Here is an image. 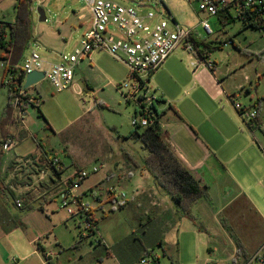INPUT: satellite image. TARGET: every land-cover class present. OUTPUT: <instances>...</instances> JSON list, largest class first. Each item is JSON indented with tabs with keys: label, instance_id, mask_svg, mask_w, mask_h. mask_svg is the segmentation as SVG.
I'll return each mask as SVG.
<instances>
[{
	"label": "rangeland",
	"instance_id": "rangeland-1",
	"mask_svg": "<svg viewBox=\"0 0 264 264\" xmlns=\"http://www.w3.org/2000/svg\"><path fill=\"white\" fill-rule=\"evenodd\" d=\"M110 1L124 6H134L131 3L136 2ZM11 3L9 0L1 5L0 17L6 21L15 17ZM37 7L43 8L45 22H39ZM167 8L176 22L193 29L195 39L199 40L196 50L205 54V62L210 63L208 67L198 60L199 70L204 67L216 76L214 81L225 92L221 94L211 87L201 74L194 77L195 68L190 65L187 52L183 49L174 52L166 60L169 65L166 67L165 61L150 77L153 93L157 97L163 96L165 101L162 103L160 98L157 99L160 103L156 110L159 115L165 113L161 124L166 135L177 131L178 122L169 107L185 111L200 133L219 129L232 136L239 127L253 130L258 128L256 121L263 125L264 34L253 27H244L238 20L222 26L211 17L208 24L212 34L207 35L198 24L195 4L170 0ZM31 10L33 41H36L31 42L24 52L20 66L31 51L56 63L57 53L70 54L80 47L81 36L89 26L90 18L84 0H32ZM208 42L211 48L204 45ZM90 60L91 67L88 61H82L75 68L74 82L80 94L74 88L57 93L46 80L27 89L28 95L39 99V110L28 105L23 123L17 121V125L8 127L17 144L3 152L0 158V196L8 207L0 205V221L7 219V228L13 224L21 227L24 217L15 209L17 200L23 206L28 198L30 202L37 200L36 204L55 198L45 207V212L47 214L48 209L56 207L57 214L48 212V215L57 227L51 237L44 238L43 243L54 264H138L142 253L140 245L143 256L153 251L158 264H231L232 252L236 250L235 241L244 245L252 242L253 245L259 238L256 236L259 221L251 213L246 200L251 199L264 212V170L255 169L256 177L262 181V184H256L253 175L237 168L242 164L241 159H237L231 168L241 187L247 189L244 195L223 167L219 169L216 165V169H209L202 166L199 169L202 184L208 187L209 200L202 198L194 204L193 219L178 216L172 209L161 214L157 206L159 192L155 189L144 194L138 200L140 204L133 201L134 181L140 179L138 174L123 188L115 189L116 199L121 192L125 194L127 205L123 208H119L115 200L103 199L104 195L96 190L94 194L103 199L98 207L92 195L85 197L84 201L94 208L97 233L79 239L80 230L84 232L80 220L70 218L60 207L56 198L57 183H50V179L55 180L54 175L39 160V152L60 159L63 164L61 177L64 179L73 168H90L93 165L113 168L114 163L123 158L128 160L127 156L134 157L136 164L142 165V157L147 153L140 141L125 139L134 129L132 117L136 114L139 118L135 102L125 100L116 88L118 84L131 83L129 70L105 52L92 53ZM1 64L0 60V116L7 104V87L2 85L7 77H4ZM236 105L243 114L237 113ZM251 112L254 117L249 116ZM16 115L14 111L15 118ZM183 135L182 132H178L177 137L173 134L177 145L179 140H184ZM262 145L264 148V143ZM189 146L192 145L189 143ZM183 149L189 154L184 144ZM145 175L150 179V173ZM155 188L158 189L157 186ZM10 209L17 210V218L9 217ZM158 239H161V245H158ZM97 240L101 241L100 244ZM25 243L19 229L9 233L8 238H2L0 246L11 251V246L20 249ZM248 254L251 259V250ZM16 259L14 255L11 264H17Z\"/></svg>",
	"mask_w": 264,
	"mask_h": 264
},
{
	"label": "built area",
	"instance_id": "built-area-1",
	"mask_svg": "<svg viewBox=\"0 0 264 264\" xmlns=\"http://www.w3.org/2000/svg\"><path fill=\"white\" fill-rule=\"evenodd\" d=\"M9 0H0L1 5ZM11 8H14L17 0H11ZM90 18L89 26L81 36L80 47L70 54L60 53L58 61L52 63L42 58L36 51H31L21 65L23 77L21 86L26 74L36 71L44 75L55 92L60 93L69 88L76 89L81 93L79 87L74 83V72L76 66L82 61H89L94 51L105 52L115 61L123 64L130 72L131 83L118 84L117 90L125 100L134 101L138 108L132 117L131 125L134 127H146L153 123L156 118V105L160 102L150 87V77L160 69L165 61L177 50L183 49L190 56L192 67L199 66L204 57L197 52L194 44L195 33L191 28L180 25L171 16L167 8L170 0H136L131 5L124 6L110 0H84ZM189 4H195L194 12L198 17V24L207 35L212 34L208 24V18L214 17L219 20L221 17H232L239 21H246L255 26L258 31L264 34V0H185ZM143 9H147L142 12ZM82 18V17H80ZM0 18V22L4 21ZM1 28V23H0ZM5 35L0 34V37ZM210 67V63L203 62ZM2 68L4 61H2ZM7 80L4 86L12 83V74L6 73ZM24 90L21 89L13 100L16 117L22 124L27 106H39V99L28 95L27 99ZM32 106V107H33ZM235 108L239 111V106ZM243 114V112H242ZM250 117L255 114L251 112ZM16 139L7 138L1 144L3 152L11 150ZM49 164L62 170L60 159L56 156L49 158ZM100 167L93 165L90 168L75 169L71 176L65 179H56V198L59 199L60 207L66 211L70 218H79L84 232L80 230L79 239L94 236L97 233L96 221L93 209L84 198L88 193L81 190L83 183L90 177L100 172ZM112 192V191H110ZM115 190L112 192L115 195ZM114 200L119 208L127 205L125 194L120 193L119 199ZM15 206L21 207V202L16 201ZM80 227V225L78 226ZM100 240L97 243L100 244ZM264 264V243L252 255L247 264L252 262ZM51 262V254H46L45 264ZM138 264H158L157 256L151 251L148 256L139 259Z\"/></svg>",
	"mask_w": 264,
	"mask_h": 264
},
{
	"label": "crops",
	"instance_id": "crops-1",
	"mask_svg": "<svg viewBox=\"0 0 264 264\" xmlns=\"http://www.w3.org/2000/svg\"><path fill=\"white\" fill-rule=\"evenodd\" d=\"M13 20H10V22H13ZM95 52L97 51H94L93 53ZM58 54L60 53H57L56 56ZM203 57V60L205 61V59H207V56ZM188 58L191 61L190 56H188ZM167 62L168 61H166V67L169 65V63ZM88 63L91 67L92 60H89ZM200 67V63L199 66L194 67V77H197L201 74L203 76V79L207 80L210 83L211 87L217 89L219 92H221V94H223V92L225 91L221 90L220 87H218V82H215L216 76L214 77V75L208 72V70L204 67L199 70ZM197 70L199 71L197 72ZM75 84L77 85V83ZM157 98H160V102L165 103L163 96ZM169 109L173 110V114L178 121L176 123L177 131H174L173 134H175V137H177L178 132H182L184 134L183 141L185 142L179 140V143L177 145V143L173 140V134L167 136V133L163 131V126L161 124V118L165 116V113L163 112L162 115H159V122L164 133L165 140L172 151H174L177 157L185 164V166L191 171L194 177L201 184L203 183V181L199 177V169H201L202 166H208L209 169H216L215 167L217 165L219 169L220 167H223L226 170L231 180L233 182L235 181L238 184L239 188H237L239 192L243 193L244 195V192L247 191V189L243 186L241 187L240 182L238 181V179H236V175L231 168L233 166V163L237 159L242 160V164L237 165V168L245 170L253 175L256 178V184H262L261 179L256 177L255 169H257L258 171L264 170V148L262 145L264 143V131L262 128L264 127V124L253 130L248 127L247 130L239 127L238 132L233 133L232 136L227 135L219 129H215V132L212 130L208 133H200V131L195 127L194 123L190 121L185 111H179L177 109H173L172 107H169ZM237 113L241 115L239 111H237ZM256 132H259V136H257ZM219 140L221 141V143L219 142ZM189 143L192 146H189ZM183 144L189 154H186L185 151H183ZM253 157L255 158V160H252ZM74 170L75 169L73 168L72 173L74 172ZM72 173L69 176H71ZM145 173H147V171L144 169L143 165H137L135 163L134 157L133 161L123 158L122 161L114 163L113 168L105 166V168L103 167L102 169H100V172L97 175L90 177L83 183L81 190L88 193V196L92 195L94 197V200L98 202V207L100 203L103 202V199H106L108 201L114 200V195L112 194V192L118 187L123 188L126 185L127 181L132 180L133 177L138 174V178L140 179L134 181L136 189L132 194L133 201H137L138 204H140L138 200L142 199L144 194H150V191L155 189L154 191L157 190V192H159L157 198L159 202L157 206L160 208V213L162 214L163 211L171 209L174 211L172 201L167 196L162 194L159 188H155L152 176L150 175V181V179L146 178ZM96 190L104 195L103 199H101L100 196L94 194ZM53 200L42 202L40 204H36L37 200L31 201L27 206L21 209L15 206V209L21 211L19 215L24 217L22 219L24 223L23 225H21V227H18L17 224H13L12 227L7 228V219L0 221V241L2 240V238H8L9 233H11L12 231L14 232L21 229L27 243L21 245L20 249H18L17 246L16 248H13L11 246V251H6L2 246H0V264H11V259L14 255L17 256V264H43V261H45V256L47 254V249L43 244L44 238L46 237L48 239L49 237H51V235L53 234V230L57 227L55 222L52 221V218H50L48 215V212L57 214L56 207L48 209L47 214L45 212V207L51 204ZM246 201L250 207L251 213H253L256 221H259L260 224V227L257 229L256 234V236L259 237L258 241L256 243L254 242L253 245H251L252 242H250L249 244L245 242L244 245L247 249V254L248 251L251 250V255H253L264 243V212L255 203H253L251 199H247ZM156 202L157 201H155V203ZM0 205L8 209L6 200L2 196H0ZM28 207H30L31 209H28ZM16 211L17 210L10 209L9 213H11L12 216L10 214L9 217H16ZM64 224L66 225V222ZM31 228L33 230H30ZM53 238L56 239L55 236H53ZM158 241L161 242V239H158ZM139 249L142 250V253L139 255L142 257L144 253L142 245H140ZM234 254L235 251L232 252V256ZM50 264H54L53 259Z\"/></svg>",
	"mask_w": 264,
	"mask_h": 264
},
{
	"label": "trees",
	"instance_id": "trees-1",
	"mask_svg": "<svg viewBox=\"0 0 264 264\" xmlns=\"http://www.w3.org/2000/svg\"><path fill=\"white\" fill-rule=\"evenodd\" d=\"M31 3L32 0H17L14 5L15 17L13 22L8 20L0 22V34L5 35L4 37H0V60L4 61L3 73L4 77L6 73H11L13 78L12 83L7 87V104L0 116V158L3 155L1 144L7 138H16L14 134L9 132L8 127L14 124L17 125L18 119L14 117L15 109L13 100L22 89L21 80L23 77V70L19 64L24 52L34 39L32 34ZM234 20L236 19L225 16L224 18L221 17L218 22L222 26H225ZM240 22L244 27H253L257 29L246 21ZM198 41L199 40L194 39L196 47L199 44ZM204 45L211 48L209 42L204 43ZM200 55L206 57L203 53H200ZM2 85H4L3 81ZM24 93L25 96H23V98L27 99V89L24 90ZM31 106H33V104H31ZM35 108L39 110V107ZM240 114H242V112H240ZM255 124L257 127H260L261 123L256 121ZM125 139L141 142L143 148L147 151L146 155L142 157V165L153 177L154 185L160 188L163 193L169 197L173 203L175 213L178 216L193 219L192 207L194 204L202 198L209 200L207 193L208 187L201 184L194 177L191 171L169 147L159 122V114L156 113V118L151 125L146 127H134L133 131ZM39 154V160L44 162L54 175L55 180L50 179V183L53 185L56 184V179L60 177L63 170H57L56 167L50 165V157L46 153L40 151ZM127 159L133 161V158L130 156H127ZM59 163L63 166L61 161ZM29 202V198L26 199L23 202L24 205L19 209L27 206ZM28 209L31 208L28 207ZM158 245H161L160 241H158ZM235 249L231 264H247L250 258L244 244L240 241H235Z\"/></svg>",
	"mask_w": 264,
	"mask_h": 264
},
{
	"label": "water",
	"instance_id": "water-1",
	"mask_svg": "<svg viewBox=\"0 0 264 264\" xmlns=\"http://www.w3.org/2000/svg\"><path fill=\"white\" fill-rule=\"evenodd\" d=\"M35 11H36V14L38 15L39 22H45L46 17H45V13H44L43 8L37 7ZM42 80H44L43 73L32 71V72L26 74L24 82L22 84V89L26 90V89L38 84Z\"/></svg>",
	"mask_w": 264,
	"mask_h": 264
}]
</instances>
